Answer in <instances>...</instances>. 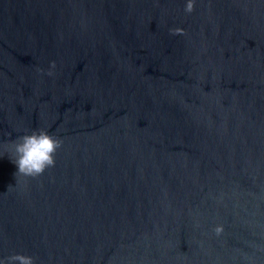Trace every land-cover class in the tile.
Listing matches in <instances>:
<instances>
[{"label": "water", "instance_id": "95a60500", "mask_svg": "<svg viewBox=\"0 0 264 264\" xmlns=\"http://www.w3.org/2000/svg\"><path fill=\"white\" fill-rule=\"evenodd\" d=\"M187 3L0 0V261L264 264V0Z\"/></svg>", "mask_w": 264, "mask_h": 264}, {"label": "clouds", "instance_id": "9594fccd", "mask_svg": "<svg viewBox=\"0 0 264 264\" xmlns=\"http://www.w3.org/2000/svg\"><path fill=\"white\" fill-rule=\"evenodd\" d=\"M193 10V0H188L185 11L191 13ZM52 67H55V62L52 63ZM12 143L15 153L13 162L18 167L17 174L33 178L42 175L47 168L55 166V153L62 146L60 138L43 129L32 130L30 133L17 137ZM215 231L219 234L222 226H218ZM16 262L34 264V259L19 253L7 257V264H16ZM0 264H5V262L0 261Z\"/></svg>", "mask_w": 264, "mask_h": 264}]
</instances>
